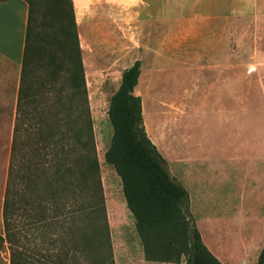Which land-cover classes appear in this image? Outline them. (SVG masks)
Masks as SVG:
<instances>
[{
    "label": "trees",
    "instance_id": "1",
    "mask_svg": "<svg viewBox=\"0 0 264 264\" xmlns=\"http://www.w3.org/2000/svg\"><path fill=\"white\" fill-rule=\"evenodd\" d=\"M25 1L29 15L0 242L10 244L11 264H29L31 229L58 227L61 235H75L79 264H115L111 244L108 258L91 257L100 246L97 235L111 240L73 0ZM40 7L49 20L36 28ZM141 65L138 59L123 71L110 98L113 134L105 161L121 179L147 260L223 264L203 241L187 189L146 131L142 97L135 93ZM91 214L104 221L92 232L78 223ZM258 264H264V245Z\"/></svg>",
    "mask_w": 264,
    "mask_h": 264
},
{
    "label": "rangeland",
    "instance_id": "2",
    "mask_svg": "<svg viewBox=\"0 0 264 264\" xmlns=\"http://www.w3.org/2000/svg\"><path fill=\"white\" fill-rule=\"evenodd\" d=\"M142 1L145 4L146 36L142 39L138 32L137 22L142 23V15L138 12L135 15L131 13L129 45L123 49V52L126 50L127 52L122 61L113 62L109 57L97 56L96 54H101V52L102 54L107 53V48L93 47L80 40L111 240L109 243L104 234L97 235L96 240L100 246L97 245V250L91 257L93 260L99 257L108 258L112 248L115 264H122L125 252L124 243L121 241L118 243L117 238L123 230V225H126V230L131 234L136 228L135 224L126 218H117V210H121L125 202L122 183L114 167L105 161V152L113 134L107 110L110 98L126 68L132 66L136 60H141V78L136 94L142 97L146 131L167 159L171 175L172 172L176 174L179 170L175 166L179 161L178 156L186 153V137L192 135L196 143L201 141V137L203 138L202 128L199 125L201 121L219 120L225 113L226 118L254 119L264 122V61L256 63L251 57L252 42L248 17H227L225 20V31L220 32V35L224 34L226 41V94L219 97L221 99L225 97L226 108L225 112L221 110L220 114L217 113L218 111L207 113L208 108L204 102L206 96L191 93L189 84L186 83L187 51H189L186 45L187 18L191 17L192 5L197 0ZM36 18V28H41L49 20L45 9L41 7L38 9ZM78 18L81 19V14H78ZM154 25L155 31L153 30ZM221 25L211 23L207 25L208 30L205 33H210L209 30L213 29V26L218 33L217 29ZM114 49L122 50V48ZM234 88L236 93H233ZM214 98L217 101L218 96L215 95ZM8 129L10 128H6L2 118V123H0V236L5 234L2 209L11 159V150L9 158L6 159L5 134ZM241 135L238 133L229 135L227 132L223 133L222 130L219 133L216 131L212 139H209L208 151H213L216 156L217 170L221 173L223 171L220 169H226L222 173L224 180L220 181L219 193L230 196L232 203L237 200L241 190L243 213L241 218L236 219L241 222L245 233L248 229V233H251L253 227L246 222L247 217L244 211L248 215L251 210L253 213H258L264 202V197H261L264 195V160L248 158L245 152H242L243 159L239 162L227 160L237 151L242 143L241 140L251 143L250 148H247V154L253 155L251 152L254 145L252 127L247 128ZM244 144L242 143L241 147ZM178 175L180 176V173ZM230 175L233 176V180H226ZM116 207L117 210H115ZM262 209L263 219L258 224L260 234L257 237L260 243L263 241L261 232L264 231V206ZM216 210H219L224 217L233 213L232 204L220 206ZM202 214V208H198L197 215L202 216ZM109 216H111L112 227ZM78 221L79 224L85 223L91 232L93 228H101L100 226L104 225L103 217L98 214L85 215L81 219L79 217ZM200 228L204 229L203 224ZM58 232V227L47 231L31 229L28 242L29 264H79L80 254L75 251L77 248L75 235L70 233L64 236ZM113 241L118 243L115 248ZM242 246L243 248L245 246L244 238ZM0 264H11L10 244L3 241L0 242Z\"/></svg>",
    "mask_w": 264,
    "mask_h": 264
},
{
    "label": "crops",
    "instance_id": "3",
    "mask_svg": "<svg viewBox=\"0 0 264 264\" xmlns=\"http://www.w3.org/2000/svg\"><path fill=\"white\" fill-rule=\"evenodd\" d=\"M73 4L81 42L85 41L93 47H106L108 50L107 53L96 54L97 56L109 57L113 62L123 60L127 52V50L123 52V49L129 45L131 13L135 15L138 12L142 15V23L137 22L138 32L142 39L146 36L145 4L142 0H73ZM78 14H81V19L78 18ZM28 15L29 5L25 0H0V123L3 118L6 128H10L5 134L6 159L9 158L17 119V99ZM236 16L249 18L251 57L256 63L264 61V0H197L192 5L191 17L187 18L186 45L189 51H187L186 83L189 84L191 93L206 96L204 102L208 108L207 113L218 111L217 113L220 114L221 110L225 112V97L221 99L219 96L226 94V41L224 34L220 35V32L225 31L226 18ZM211 23L222 24L217 29L218 33L214 26L209 30L210 33H205L208 30L207 25ZM155 29L154 25L153 30ZM114 48H122V50L116 51ZM109 51L112 52L109 53ZM256 63L251 62L254 65ZM233 76L235 77L234 74ZM140 78L141 74L139 80ZM120 84L121 81L115 91ZM137 87L138 85L135 93ZM234 92L236 93L235 88ZM215 95L218 96L217 101H215ZM221 117L219 120H203L199 123L203 136L200 142L196 143L192 135L186 137V153L178 156L179 161L175 165L179 170L176 174L172 170L171 172L173 177L187 189L190 198V212L196 220L204 243L212 253L223 264H258V257L264 245V231L261 232L263 241L260 243L257 239L260 234L258 224L263 219L264 202L258 213H253L251 210L248 215L244 211L247 217L246 222L253 227L251 233H248L249 229L245 233L241 222L236 219L241 218L243 213L241 190L237 200L232 203L230 196L219 193L220 181L224 180L222 173L226 169H220L223 171L221 173L217 170L216 156L213 151H208V145L216 131L219 133L222 130L223 133L227 132L229 135L236 133L241 135L247 128L252 127L254 145L251 152L253 155L247 154V148H250L251 143L241 140L240 142L245 143L244 148L241 147V143L237 151L227 160L239 162L243 159L242 152H245L248 158L264 160V122L254 119L226 118L225 113ZM226 180L232 181L233 176L230 175ZM261 197L263 198L264 195ZM230 204L233 207L232 215L224 217L219 210H216L220 206ZM122 205L121 210L115 208L117 218L123 217L135 224V219L127 208L126 201ZM198 208H202V216L197 215ZM109 222L112 227L111 216H109ZM201 224L204 229L200 228ZM126 229L124 224L121 234L117 236L118 243L123 242L125 248L122 264H185L186 259L184 258L180 263L147 260L136 228L132 234ZM113 243L115 248L118 243L115 241Z\"/></svg>",
    "mask_w": 264,
    "mask_h": 264
}]
</instances>
